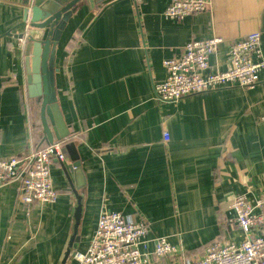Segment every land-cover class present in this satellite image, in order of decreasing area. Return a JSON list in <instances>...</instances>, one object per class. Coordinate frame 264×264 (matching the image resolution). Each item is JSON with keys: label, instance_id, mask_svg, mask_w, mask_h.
Returning a JSON list of instances; mask_svg holds the SVG:
<instances>
[{"label": "crops", "instance_id": "1", "mask_svg": "<svg viewBox=\"0 0 264 264\" xmlns=\"http://www.w3.org/2000/svg\"><path fill=\"white\" fill-rule=\"evenodd\" d=\"M25 1L0 0L5 158L49 144L18 42ZM170 1L79 3L56 47L55 86L70 129L65 164L81 162L85 185L77 189L55 160L57 202H25L19 181L1 186L0 264H74V251L88 247L104 209L144 220L150 238L166 236L194 257L211 243L247 237L232 202L264 193V68L253 88L223 87L176 102L158 100L154 86L166 76L163 61L192 40L223 39L212 70H224L230 44L255 31L264 55V0H211L183 18L165 15ZM72 242L77 247L64 262ZM180 260L171 255L150 264Z\"/></svg>", "mask_w": 264, "mask_h": 264}, {"label": "built area", "instance_id": "2", "mask_svg": "<svg viewBox=\"0 0 264 264\" xmlns=\"http://www.w3.org/2000/svg\"><path fill=\"white\" fill-rule=\"evenodd\" d=\"M211 0H171L165 10L169 18H183L205 11ZM19 45L26 35L18 38ZM223 39L211 37L187 42L178 57L163 61L166 76L154 86L155 96L164 102L239 86L253 88L264 68L261 33L252 32L230 44L229 63L224 70H212L210 58L216 54ZM164 139H170L164 132ZM64 141L56 140L34 149L24 157L5 158L0 155V187L12 181L21 184L22 199L43 204L59 200L61 193L53 183L51 164L65 162ZM237 222L247 237L240 243L214 242L204 248L201 256L186 255L166 236L149 237L148 224L134 220L118 211L104 209L99 213L95 232L85 250H75L74 264H150L154 259L180 256V264H264V193L251 200L238 195L232 202ZM259 229L254 235V230Z\"/></svg>", "mask_w": 264, "mask_h": 264}, {"label": "water", "instance_id": "3", "mask_svg": "<svg viewBox=\"0 0 264 264\" xmlns=\"http://www.w3.org/2000/svg\"><path fill=\"white\" fill-rule=\"evenodd\" d=\"M82 1H25L24 19L21 23L23 30L20 31L18 37L26 35V42L22 48L26 55L28 95L40 103L44 134L49 143L55 140H65L66 142L70 135V129L60 109L55 86V74L59 71L55 65L56 47L61 40L63 31ZM89 1L92 4H98L103 0ZM71 146V144L64 145L65 154L71 150ZM61 164L67 178L71 182H75L77 189L84 187L85 177L81 162L71 161L69 164H65V162ZM80 211L81 206L76 211L77 219ZM74 238L76 237L74 236ZM72 247L77 246L72 242L64 262L69 257Z\"/></svg>", "mask_w": 264, "mask_h": 264}, {"label": "rangeland", "instance_id": "4", "mask_svg": "<svg viewBox=\"0 0 264 264\" xmlns=\"http://www.w3.org/2000/svg\"><path fill=\"white\" fill-rule=\"evenodd\" d=\"M52 178H53V176H52ZM53 181H54V179H53ZM54 185H56V183H54ZM55 187H57V186H55Z\"/></svg>", "mask_w": 264, "mask_h": 264}]
</instances>
